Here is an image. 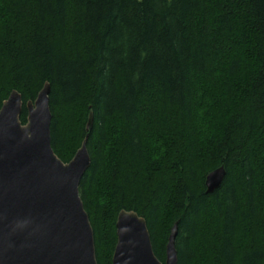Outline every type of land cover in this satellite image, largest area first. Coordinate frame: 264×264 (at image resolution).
I'll return each mask as SVG.
<instances>
[{
  "label": "trees",
  "instance_id": "1",
  "mask_svg": "<svg viewBox=\"0 0 264 264\" xmlns=\"http://www.w3.org/2000/svg\"><path fill=\"white\" fill-rule=\"evenodd\" d=\"M46 83L63 163L92 123L97 264L122 211L162 263L178 224V264H264V0H0V110L17 91L25 125Z\"/></svg>",
  "mask_w": 264,
  "mask_h": 264
},
{
  "label": "water",
  "instance_id": "2",
  "mask_svg": "<svg viewBox=\"0 0 264 264\" xmlns=\"http://www.w3.org/2000/svg\"><path fill=\"white\" fill-rule=\"evenodd\" d=\"M50 85L26 104L13 91L0 110V264H97L94 232L80 197L90 168L87 137L63 163L51 145ZM224 167L208 174L207 194L218 190ZM112 264H178V224L170 232L166 258L155 255L145 219L122 211L116 222Z\"/></svg>",
  "mask_w": 264,
  "mask_h": 264
}]
</instances>
